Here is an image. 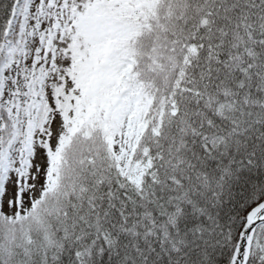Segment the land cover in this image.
Segmentation results:
<instances>
[{
  "label": "snow or ice",
  "instance_id": "6c2138e0",
  "mask_svg": "<svg viewBox=\"0 0 264 264\" xmlns=\"http://www.w3.org/2000/svg\"><path fill=\"white\" fill-rule=\"evenodd\" d=\"M0 264H264V0H0Z\"/></svg>",
  "mask_w": 264,
  "mask_h": 264
}]
</instances>
